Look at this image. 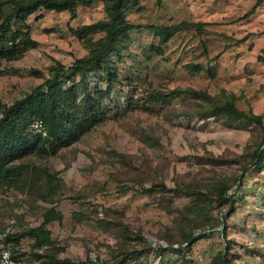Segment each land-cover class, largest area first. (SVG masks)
<instances>
[{
  "label": "rangeland",
  "instance_id": "rangeland-1",
  "mask_svg": "<svg viewBox=\"0 0 264 264\" xmlns=\"http://www.w3.org/2000/svg\"><path fill=\"white\" fill-rule=\"evenodd\" d=\"M109 6L79 3L74 17L40 7L12 24L0 35V102L31 94L57 63L90 58ZM10 10L0 0V23ZM123 11L137 27L120 36L109 75L78 72L56 90V152L41 155L26 132L0 191V259L114 262L140 234L151 248L125 264H264V0H130ZM43 91L25 123V108L48 103ZM230 102L245 116L216 112ZM197 203L203 215L188 212ZM49 212L62 220L39 245L29 231ZM191 233L205 236L189 247Z\"/></svg>",
  "mask_w": 264,
  "mask_h": 264
},
{
  "label": "trees",
  "instance_id": "trees-1",
  "mask_svg": "<svg viewBox=\"0 0 264 264\" xmlns=\"http://www.w3.org/2000/svg\"><path fill=\"white\" fill-rule=\"evenodd\" d=\"M97 0H8L11 5L10 12H7L4 16L3 21L0 23V35L4 37L6 34L11 33V26L14 23L19 21L26 20V18L32 13L36 12L38 8L45 7L49 10L56 11H65L69 10L74 17L78 11V4L83 3V5H91ZM111 4L109 10L113 15L112 21H101L95 25L97 29H101L106 32V38L100 40L98 43L99 48L94 51L93 55L88 59H78L75 63L66 68L61 64L57 63L54 68H52L53 75L39 84L33 92L26 97L13 102L10 106L0 102V108L2 110V117L0 119V191L3 187V184L6 181H9L10 172L14 168L13 163L16 159L20 158L23 152V148L26 145V140L28 137H32L33 145L41 151V155L47 156L49 153H55V142L53 138L60 137L61 126L56 123V118H58V108L55 102V98L58 97L57 89L65 86L72 76L80 72L89 74L95 72L101 68L105 69L106 73L109 75V64L108 57L118 46V41L120 36L128 33L130 30L134 29L137 26H131L127 20L126 15L123 11L124 4L130 0H103ZM19 34L14 32L13 38H18ZM14 51H10L9 53ZM2 51L0 53L4 54ZM10 55V54H8ZM111 80V79H110ZM44 87L48 89V94L44 97L48 103L35 104L32 108H25V111L30 112L34 118H32L28 123H25L23 111L24 106L30 101L31 103L36 100L39 95H44ZM218 113H229L232 116L240 117L245 116L238 107L230 102L224 106H219L216 109ZM42 119L45 123L47 134L43 135L42 133L37 135H32L27 137V130L30 128V124L35 119ZM250 119V118H249ZM252 119V118H251ZM68 134L66 133V136ZM263 149H259L254 153V165L257 164V161L262 157ZM240 176L239 178H241ZM229 188L223 187L220 190L219 199L221 202L226 203L227 192ZM205 208L200 203L191 206L189 211L194 213L195 216L203 215L202 211ZM229 211L231 209L229 208ZM45 217L44 222L41 226L34 228L29 231V236L33 237L39 245L43 243H50V231L46 230L45 227L54 220H62V216L58 213H47L43 215ZM216 223L222 227L224 221L219 216L215 218ZM214 225L212 224L209 229H213ZM223 234V231H221ZM205 236L204 233L201 234H186L185 242L187 246H191L193 242H196L202 239ZM14 237L12 235L5 234L4 242H10ZM137 246L131 251H128L127 255L124 258H117L114 262L108 261H95V264H125L127 262L136 261L146 249L151 248V244L145 239L144 236L137 235ZM160 251L164 250L165 247L159 246ZM15 260V258H13ZM91 258L87 262H76L72 260H58L57 258L51 257L47 262L49 264H90ZM17 263V262H16Z\"/></svg>",
  "mask_w": 264,
  "mask_h": 264
},
{
  "label": "built area",
  "instance_id": "built-area-1",
  "mask_svg": "<svg viewBox=\"0 0 264 264\" xmlns=\"http://www.w3.org/2000/svg\"><path fill=\"white\" fill-rule=\"evenodd\" d=\"M30 130L31 132L35 134L45 133L46 134V128L45 123L42 119H35L30 124ZM0 264H17L16 261L13 259V257L7 252H3L1 254Z\"/></svg>",
  "mask_w": 264,
  "mask_h": 264
},
{
  "label": "clouds",
  "instance_id": "clouds-1",
  "mask_svg": "<svg viewBox=\"0 0 264 264\" xmlns=\"http://www.w3.org/2000/svg\"><path fill=\"white\" fill-rule=\"evenodd\" d=\"M46 128V127H45ZM43 134V133H42ZM46 134H47V130H46Z\"/></svg>",
  "mask_w": 264,
  "mask_h": 264
}]
</instances>
